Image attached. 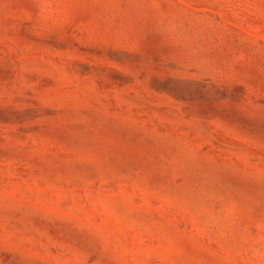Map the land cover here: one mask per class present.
<instances>
[{"label":"rangeland","instance_id":"obj_1","mask_svg":"<svg viewBox=\"0 0 264 264\" xmlns=\"http://www.w3.org/2000/svg\"><path fill=\"white\" fill-rule=\"evenodd\" d=\"M0 264H264V0H0Z\"/></svg>","mask_w":264,"mask_h":264}]
</instances>
